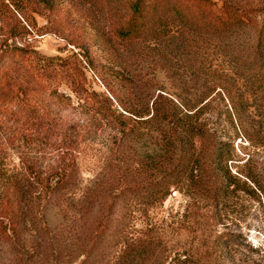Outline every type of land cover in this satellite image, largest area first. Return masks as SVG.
I'll use <instances>...</instances> for the list:
<instances>
[{
    "label": "rangeland",
    "instance_id": "1",
    "mask_svg": "<svg viewBox=\"0 0 264 264\" xmlns=\"http://www.w3.org/2000/svg\"><path fill=\"white\" fill-rule=\"evenodd\" d=\"M225 2L264 7V0H208L209 10L191 0H0V38L15 18L25 27L19 43L79 71L76 82L103 109L96 120L84 115L77 105L84 93L61 78L58 90L72 103L59 123L81 144L74 180L48 195L29 183L22 157L52 176L59 141L30 135L12 92L2 90L0 264H83L95 241L106 253L93 264H264V203L255 196L234 197L223 220L191 209L195 201L177 191L163 202L143 198L164 169L166 138L160 117L129 113L161 93L179 112L210 99L223 119L232 96L243 128L264 137V30L232 24L215 32ZM236 144L245 145L241 137ZM253 158L264 176V146Z\"/></svg>",
    "mask_w": 264,
    "mask_h": 264
},
{
    "label": "trees",
    "instance_id": "2",
    "mask_svg": "<svg viewBox=\"0 0 264 264\" xmlns=\"http://www.w3.org/2000/svg\"><path fill=\"white\" fill-rule=\"evenodd\" d=\"M191 1L205 9L209 5L208 0ZM131 8L137 10V1L132 3ZM257 15H263L261 25ZM214 20L217 22L212 27L215 32L238 24L241 29L247 25L259 27L261 34L264 30V7L234 8L225 2L221 13ZM188 26L190 25H184L186 30ZM24 33L23 24L12 17L11 22L6 24V32L0 38V94L4 97L6 94L3 95L2 90L10 89L8 92L13 94L10 101H16L19 115L27 117L30 135L37 137L43 132L44 136L55 137L59 141L57 164L52 176L41 172L35 158L22 157L26 162L24 170L29 183L35 185L40 193L57 195L68 188L75 178V156L81 144L74 135L63 131L59 123V112L72 103L69 95L58 90L61 78L70 80L71 85L76 88L72 89L74 92L84 93L83 97H77V105L84 115L96 120L102 115L103 109L101 106H94L96 94L88 93L81 83L76 82V73L81 75L79 71L74 73L58 64L57 58L46 57L29 46L21 45L18 37L20 39V35ZM4 59L8 62L7 66ZM21 68L26 69L28 77L21 72ZM230 97L231 103L223 119L211 109L210 99H202L184 112H179L161 93L155 95L150 105L142 103L137 109L129 111L136 118L144 120L160 117L163 124L162 136L166 138L167 150L159 155V163L164 166L162 174L157 175L142 191L147 202H163L172 191H177L195 201L191 204V209H200L207 217L214 216L220 220L230 211L228 203L234 197L249 194L264 203V176L253 158L255 150L264 146V137L256 131L250 133L243 128L237 109L239 106ZM103 99L108 104V99ZM220 119L224 124L222 127L216 123ZM240 137L245 145L236 144L234 147L235 139ZM79 142H83L82 138ZM2 225L0 223V234H5ZM97 245L98 242L95 241L83 264H93L92 260L98 261L104 256L105 248Z\"/></svg>",
    "mask_w": 264,
    "mask_h": 264
}]
</instances>
